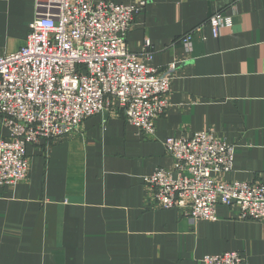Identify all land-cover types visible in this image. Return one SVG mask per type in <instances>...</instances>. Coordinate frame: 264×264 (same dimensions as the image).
I'll return each instance as SVG.
<instances>
[{
    "label": "crops",
    "instance_id": "0c3cea01",
    "mask_svg": "<svg viewBox=\"0 0 264 264\" xmlns=\"http://www.w3.org/2000/svg\"><path fill=\"white\" fill-rule=\"evenodd\" d=\"M115 1H147L127 43L142 52L150 39V65L176 62L171 106L149 137L104 113L29 143V177L0 186V264H199L225 251L264 264V221L241 219L237 206L218 205L214 221L155 207L145 182L174 166L166 138L209 129L236 146L222 180L264 174V0ZM216 12L233 20L221 33L207 23ZM34 16L35 0H0V54L25 44ZM202 23L188 50L178 40Z\"/></svg>",
    "mask_w": 264,
    "mask_h": 264
},
{
    "label": "built area",
    "instance_id": "2783aa9c",
    "mask_svg": "<svg viewBox=\"0 0 264 264\" xmlns=\"http://www.w3.org/2000/svg\"><path fill=\"white\" fill-rule=\"evenodd\" d=\"M115 0H35L25 44L0 54V186L15 187L29 177L27 146L41 138H57L78 130L97 114L124 115L146 136L155 120L171 106L177 64L164 68L146 63L154 51L146 39L133 52L127 36L147 6ZM217 33L231 27L221 12L208 20ZM178 41L188 50L195 32ZM174 159L172 170L158 167L145 178L151 204L164 209L187 208L193 219L217 220L218 205L239 207L241 219L264 221V174L255 181H225L233 169L236 146L201 130L164 141ZM238 251L205 255L199 264H246Z\"/></svg>",
    "mask_w": 264,
    "mask_h": 264
}]
</instances>
